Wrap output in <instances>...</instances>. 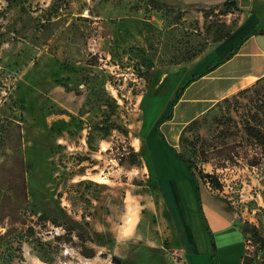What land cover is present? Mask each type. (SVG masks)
I'll use <instances>...</instances> for the list:
<instances>
[{
  "label": "rangeland",
  "instance_id": "rangeland-1",
  "mask_svg": "<svg viewBox=\"0 0 264 264\" xmlns=\"http://www.w3.org/2000/svg\"><path fill=\"white\" fill-rule=\"evenodd\" d=\"M248 2L0 0V113L19 124L0 151V264H113L112 255L134 264L142 247L119 232L129 235L144 213L155 222L153 151L162 173L177 175L188 197L184 171L192 175L174 148L194 161L199 184L236 224L264 235V163L224 156L240 149L233 143L245 141L244 121L264 105V77L186 122L216 94L217 83L196 80L172 106L177 87L203 69ZM193 93L201 99L189 102ZM171 106L174 117L158 131ZM92 223L116 233V241L91 247L95 255L86 257L79 233L87 245L107 241ZM65 229L71 235L54 240ZM245 238L248 264H264V248L249 233ZM150 249L135 264H175L174 247Z\"/></svg>",
  "mask_w": 264,
  "mask_h": 264
},
{
  "label": "crops",
  "instance_id": "crops-1",
  "mask_svg": "<svg viewBox=\"0 0 264 264\" xmlns=\"http://www.w3.org/2000/svg\"><path fill=\"white\" fill-rule=\"evenodd\" d=\"M237 45H239L237 51L226 61L196 79L215 81L220 88L215 95L206 100L204 106L191 112L181 122L191 120L205 112L218 100L252 85L258 78L264 76V0H249L246 10L242 12L234 28L210 49L209 52L212 56L204 64L203 69L213 60L228 56ZM203 69L199 68L198 71ZM192 83L185 88L180 101L185 98ZM186 98L189 99V102H196L201 99V96L198 93H193ZM179 100L176 102L177 104ZM175 109L176 107L172 117H174ZM165 154L167 158L182 167L183 171L185 170L184 166L167 148ZM157 155L153 151V156H151L154 161V174L156 172L155 176H157L154 186L156 191L155 222H153L151 214L144 213L129 235L119 232L120 238H130L136 241L135 245L132 241L131 247H142L139 253L131 258L133 263L142 261L143 252H152L150 247H166L167 245V247H174L171 253L178 259L175 264H212L211 253L214 239L219 264H241L248 244L239 225L228 214L221 200L209 190V187L206 185L202 187L199 184L200 206L208 227L212 231L210 234L197 210L199 206L196 199V186L188 171H184L188 176V183L186 182L188 197L185 200L183 194L181 196L180 179L171 171L162 173L158 163H155L159 161ZM187 209L191 210L190 220ZM165 212H169L170 217L165 216ZM171 225L174 228L173 235L169 229ZM92 228L98 234H105L107 241L89 246L114 247L116 233H112L109 229L94 227L93 223Z\"/></svg>",
  "mask_w": 264,
  "mask_h": 264
},
{
  "label": "trees",
  "instance_id": "trees-1",
  "mask_svg": "<svg viewBox=\"0 0 264 264\" xmlns=\"http://www.w3.org/2000/svg\"><path fill=\"white\" fill-rule=\"evenodd\" d=\"M228 34V33H227ZM226 34V35H227ZM237 45L236 47H234L231 51L230 54L228 56L222 57V58H218L212 62H210L209 64H207L205 66V68L201 71H196L193 72L190 77H188L186 80L182 81L181 84L177 87V90L175 92L174 98L172 100V106L176 104V102L180 99V97L182 96L185 88L192 83L194 80L202 77L203 75H205L206 73L210 72L211 70H213L214 68H216L218 65H220L221 63H223L224 61H226L230 56H232L238 49ZM264 77V76H262ZM262 77L258 78L256 80V82L261 79ZM250 88V86L245 87L241 90H239L238 92H243V91H248ZM264 102V101H262ZM171 108L169 109L168 113H166L165 115H163L161 117V119L157 122L156 124V128L158 131H160L159 125L167 120H170L172 118L173 115V109ZM11 126L15 127V128H19V124L18 123H14L12 119L3 116L0 113V151L3 150V147L5 145L6 139L8 138L10 132H11ZM243 130L246 134V139L244 142H234L233 145L234 146H239L240 149H231L230 151H232V154L230 153H225V158L226 160L229 161H234V156H238L241 157L242 159L245 160V162L249 165V166H259L262 163H264V105H261L259 107V109L252 113V115L248 116V118L246 119V121H244L243 124ZM163 135V134H162ZM164 137V135H163ZM252 149L253 152L248 153V150ZM174 151L176 153V156H178L180 159H182L185 164L187 165L192 177L194 178V181L196 183V189H197V193L199 195V182H198V177L195 175L194 173V167H195V163L193 160H191L190 158H186L184 157L180 151H177L174 148ZM200 176L202 179L207 180V179H214V176L211 173L208 172H204L202 169L198 170ZM23 181L24 184V178L22 177L21 179ZM214 187L216 188H221V183L214 179V183H213ZM218 197V196H217ZM54 225L56 226H62L60 223H54ZM240 227L241 232L244 235L245 238V233H249L250 236L256 241L258 242L259 246L264 248V235H262L257 227H255V225H250V224H246V226L244 227ZM71 230V229H70ZM66 229L63 233H56L53 235L54 240H59L64 238L65 236H70V234L65 233ZM80 236V241L81 244L79 245L80 247H85L88 249V252L82 251L81 254L86 256V257H92L95 255V250L93 248H91V246L86 244V240H85V236L83 235V233H79L78 237ZM246 240V238H245ZM70 241H71V237H70ZM214 248V252L212 253L211 257H212V264H219L218 262V258H217V254H216V248L215 246ZM102 255H104V253H101ZM112 262L113 264H121L120 261V257H118L117 255H112ZM241 264H248V260L246 255L242 256V260H241Z\"/></svg>",
  "mask_w": 264,
  "mask_h": 264
}]
</instances>
